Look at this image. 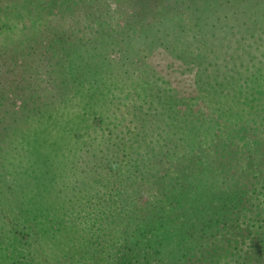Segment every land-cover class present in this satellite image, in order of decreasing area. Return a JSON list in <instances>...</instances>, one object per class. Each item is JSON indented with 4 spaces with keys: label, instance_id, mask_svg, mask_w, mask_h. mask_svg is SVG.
I'll list each match as a JSON object with an SVG mask.
<instances>
[{
    "label": "trees",
    "instance_id": "1",
    "mask_svg": "<svg viewBox=\"0 0 264 264\" xmlns=\"http://www.w3.org/2000/svg\"><path fill=\"white\" fill-rule=\"evenodd\" d=\"M23 1L41 12L75 8L74 0ZM136 7L120 25L98 23L80 43L52 30L16 40L34 60L21 66L35 77L25 78L19 109L1 101L0 140L12 131L10 145L24 143L28 151L12 166L38 194L20 238H32L34 254L49 237L51 250L76 245L64 264H213L222 254L207 241L215 224L241 212L235 208L253 192L210 160L223 141L238 145L246 163L264 135V0H137ZM38 19H30L32 30ZM156 48L179 64L187 90L148 63ZM54 199L55 224L40 228L37 213ZM261 204L251 229L264 246Z\"/></svg>",
    "mask_w": 264,
    "mask_h": 264
},
{
    "label": "rangeland",
    "instance_id": "2",
    "mask_svg": "<svg viewBox=\"0 0 264 264\" xmlns=\"http://www.w3.org/2000/svg\"><path fill=\"white\" fill-rule=\"evenodd\" d=\"M74 3L75 8L56 13V8V10L52 9L51 11L49 8L41 12L34 6L30 7L28 2L25 3L23 0H0V103L4 100L5 106L9 107L7 110L13 112L22 106V103L25 102L24 95L26 93L23 90L25 78L30 81L35 77L30 70H27L28 68L21 66L20 61L32 62L34 60H30L31 57L25 55L23 49L19 48L20 43H17L16 40H23V35L27 33L30 35L32 32L33 34L42 32L43 34H50L49 30H52L60 35L66 44L80 43L83 39L94 35V32L98 30V23L107 22L104 23L107 26L120 25V22H125L129 14H132L130 12L132 9L133 11L137 9V0H74ZM101 3H106V6ZM139 15L143 14L139 13ZM35 17H39V19L34 23L36 28L32 30L31 25L33 23L30 19ZM26 20L30 21V25L26 23ZM21 26L28 27L21 28ZM34 56L38 58V55ZM147 59L148 63L155 66L166 79L170 78L171 80H169L173 85L176 86L177 84L183 90L188 89L189 80L177 74L179 64L175 60L171 61V58L167 57L163 50L154 49ZM8 94L13 98L5 99ZM11 116L12 118L9 119L11 121L10 127H12L13 121L17 124L15 114H11ZM45 120H48L47 116L41 118V121L44 122ZM11 134L12 131L2 136L0 140V171L3 173L2 177L0 172V263L64 264L70 262V256L77 247L76 245L72 248L71 244L65 243L59 245L58 249L51 250L48 244L49 237L45 241H39L40 253L36 251L34 254L30 245L32 238L28 240L20 238L27 232L26 228L23 227L25 222L22 219L31 220L34 218V214L31 212L37 204L30 203L38 199V194L33 193V184L21 185L22 182H25L23 178L27 173L23 174L18 166H12L15 155H18V152L23 148L26 151L28 149L23 142V145L18 143L16 147L14 144L10 145L11 142H14L10 137ZM217 146L215 155L218 157L213 156L210 160L211 164L220 167L224 173L227 171L226 173L232 175L234 180L241 181L244 188L249 192L253 189V192L246 201L245 198L242 199L238 207L235 208L241 212H238L237 215L235 211L226 212L224 216L227 218L219 219L215 224L217 235L208 237L209 240L207 241L210 242L212 238L215 239L217 246L222 248V254L221 256H219L220 254L214 256L217 260L213 264H264V246L256 242L258 241L256 228L251 229V225L260 219L263 211L259 206L264 203V135H261L251 157L248 158L244 154L247 158L246 163L241 162V158L235 150L239 146L234 145V142L221 141L217 143ZM12 148L16 152H13L11 156L10 149ZM81 152L80 156L84 154V150L82 149ZM201 153H206L210 157L207 148L203 149ZM14 169L19 171L17 179L12 177ZM30 177L32 178L31 175ZM3 191L6 192L8 201L3 198L1 194ZM8 191L12 196L8 194ZM38 191L45 195L43 186ZM155 199H158V196ZM54 201L55 203L49 202L45 206L49 209L48 212H44L43 208L42 216L37 213L36 220L40 228L45 223L50 229L53 228L56 218H54L52 211L58 203L57 200L54 199ZM256 209L260 211L252 212L253 215L247 216L249 211ZM240 213H245V215L241 214L240 216ZM255 218L256 221L253 220ZM261 227L263 230L264 225ZM259 234L262 235L261 232ZM22 242H26V244ZM198 242L201 241L194 239L192 244ZM195 246L193 247L195 248ZM173 264H193V262L191 259H184Z\"/></svg>",
    "mask_w": 264,
    "mask_h": 264
}]
</instances>
